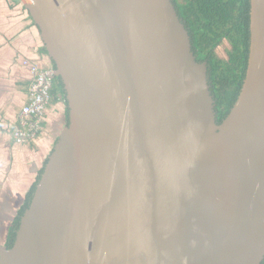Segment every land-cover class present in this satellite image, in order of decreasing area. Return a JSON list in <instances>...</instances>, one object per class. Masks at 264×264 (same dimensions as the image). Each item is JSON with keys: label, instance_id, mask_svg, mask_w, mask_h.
I'll return each instance as SVG.
<instances>
[{"label": "water", "instance_id": "1", "mask_svg": "<svg viewBox=\"0 0 264 264\" xmlns=\"http://www.w3.org/2000/svg\"><path fill=\"white\" fill-rule=\"evenodd\" d=\"M68 123L0 264H264V0L218 123L173 0H24Z\"/></svg>", "mask_w": 264, "mask_h": 264}, {"label": "crops", "instance_id": "2", "mask_svg": "<svg viewBox=\"0 0 264 264\" xmlns=\"http://www.w3.org/2000/svg\"><path fill=\"white\" fill-rule=\"evenodd\" d=\"M44 48L24 0H0V244L3 245L67 125L65 101H50L36 136L23 143L14 137L19 113L28 101L33 79L31 66L53 68Z\"/></svg>", "mask_w": 264, "mask_h": 264}, {"label": "trees", "instance_id": "3", "mask_svg": "<svg viewBox=\"0 0 264 264\" xmlns=\"http://www.w3.org/2000/svg\"><path fill=\"white\" fill-rule=\"evenodd\" d=\"M179 16L184 21L192 39V49L198 61L209 64L211 91L216 100L218 123L227 116L240 94L248 65L250 47V0H173ZM227 42V58H220L216 49ZM46 54L47 50L44 48ZM53 64V63H52ZM53 68L55 66L53 64ZM52 103L61 99L68 108L66 93L60 78L52 80ZM27 194L26 202L12 223L8 241L11 247L15 240L20 217L28 207L36 189V184Z\"/></svg>", "mask_w": 264, "mask_h": 264}, {"label": "built area", "instance_id": "4", "mask_svg": "<svg viewBox=\"0 0 264 264\" xmlns=\"http://www.w3.org/2000/svg\"><path fill=\"white\" fill-rule=\"evenodd\" d=\"M54 70V68L46 69L38 65L31 66L33 79L28 90V101L19 113V127L14 133L18 143L34 138L38 133L41 116L51 99Z\"/></svg>", "mask_w": 264, "mask_h": 264}, {"label": "rangeland", "instance_id": "5", "mask_svg": "<svg viewBox=\"0 0 264 264\" xmlns=\"http://www.w3.org/2000/svg\"><path fill=\"white\" fill-rule=\"evenodd\" d=\"M230 48V45L225 41L223 42L222 45H220L217 49H216V53L220 58H227V50Z\"/></svg>", "mask_w": 264, "mask_h": 264}]
</instances>
